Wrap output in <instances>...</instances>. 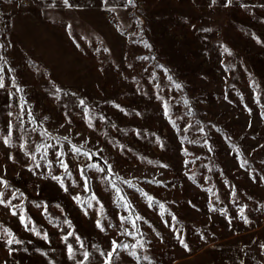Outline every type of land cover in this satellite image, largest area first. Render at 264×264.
<instances>
[{
	"label": "rangeland",
	"instance_id": "obj_1",
	"mask_svg": "<svg viewBox=\"0 0 264 264\" xmlns=\"http://www.w3.org/2000/svg\"><path fill=\"white\" fill-rule=\"evenodd\" d=\"M0 68V264H264V0H0Z\"/></svg>",
	"mask_w": 264,
	"mask_h": 264
},
{
	"label": "snow or ice",
	"instance_id": "obj_2",
	"mask_svg": "<svg viewBox=\"0 0 264 264\" xmlns=\"http://www.w3.org/2000/svg\"><path fill=\"white\" fill-rule=\"evenodd\" d=\"M64 3L67 5L68 4V0H64ZM129 3H131V0H129ZM2 71H3L2 68H0V88H3L4 87V79H3ZM177 87H179V85H177ZM81 103H83V102H81ZM65 139H67V138L65 137ZM4 143L5 144H8L9 141L6 139L4 141ZM76 151H79V149H76ZM85 155H87V153H85ZM56 179H59V177H57ZM149 199H151V198L149 197ZM0 203H3V201H0ZM161 207H163V206L161 205ZM12 214L13 215H16V213L14 211H13ZM21 220L23 222V217H21ZM133 226H134V223H133ZM9 235H11V234L9 233ZM6 243L9 244V245H11L13 243V240L12 239H9V240L6 241ZM17 243H19V242L17 241ZM181 243L183 244V241H181ZM183 246L185 248L188 247L186 244H183ZM115 247H116V242L113 241V248L115 249ZM71 251H72V249H71V247H69V253H71ZM111 256H112V253H109L108 254L109 259H107L105 261V264H111V259H110ZM84 257H85V259H87L88 258V253H84Z\"/></svg>",
	"mask_w": 264,
	"mask_h": 264
},
{
	"label": "trees",
	"instance_id": "obj_3",
	"mask_svg": "<svg viewBox=\"0 0 264 264\" xmlns=\"http://www.w3.org/2000/svg\"><path fill=\"white\" fill-rule=\"evenodd\" d=\"M169 71H171V69H169ZM172 79H173L176 83L182 85V82H181L180 80H177V78H176L175 75H172ZM182 88H183V93H184L186 99L189 101L190 111L193 112L194 115H198L196 109H195L194 106H193V100L189 97L186 88H185L183 85H182ZM188 101H187V102H188ZM196 118H197V116H196ZM197 119H198V118H197ZM200 122H201V121H200ZM87 181H89V180H88V177H87Z\"/></svg>",
	"mask_w": 264,
	"mask_h": 264
}]
</instances>
